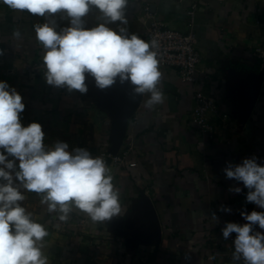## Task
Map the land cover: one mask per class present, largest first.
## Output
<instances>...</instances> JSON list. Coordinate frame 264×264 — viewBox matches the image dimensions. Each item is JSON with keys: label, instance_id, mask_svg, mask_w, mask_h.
I'll return each mask as SVG.
<instances>
[{"label": "crops", "instance_id": "1", "mask_svg": "<svg viewBox=\"0 0 264 264\" xmlns=\"http://www.w3.org/2000/svg\"><path fill=\"white\" fill-rule=\"evenodd\" d=\"M194 3L198 82L160 66L165 102L149 110L150 94L134 96V86L119 78L101 90L86 74L88 91L80 93L33 75L31 65L44 55L34 26L47 20L0 2V81L22 97V126L39 123L45 148L65 142L69 152L84 148L101 157L121 194L120 214L95 223L77 210L60 221L39 194L21 189V206L49 233L42 249L49 264H232L236 234L225 240L221 230L227 222L247 223L241 211L264 212L246 202L249 190L223 171L252 157L264 166V71L257 57L264 48V0H129L128 24L107 26L126 27L148 42L143 15L150 5L165 27L186 32ZM61 16L47 18L55 20L57 31L70 26ZM99 17L92 9L83 18L85 27L97 26ZM195 90L212 101L206 136L192 118ZM106 152L125 154L124 161L115 163ZM236 187L240 193L229 191ZM222 205L231 213L220 211ZM254 230L264 233L258 225Z\"/></svg>", "mask_w": 264, "mask_h": 264}, {"label": "clouds", "instance_id": "2", "mask_svg": "<svg viewBox=\"0 0 264 264\" xmlns=\"http://www.w3.org/2000/svg\"><path fill=\"white\" fill-rule=\"evenodd\" d=\"M12 10L27 11L45 17L47 22L34 26L36 38L44 48L45 79L49 85L87 93L86 74L96 87H112L119 78L133 85L134 96L150 94L145 107L151 110L165 102L159 87L162 72L158 41L146 42L126 27L112 29L108 24L127 25L125 10L129 0H0ZM92 9L100 13L97 26L85 27L84 17ZM69 18L70 26L57 31L55 14ZM20 32L13 33L15 38ZM2 54V50H0ZM25 109L22 97L6 82L0 81V264H49L42 251L46 228L32 218L21 202L26 199L21 189L41 196L40 203L49 213H58L67 221L74 210L86 214L95 223H103L121 212V194L101 157H93L84 148L69 152L68 144L56 142L45 148L42 127L32 122L22 126L20 113ZM5 152L7 155H5ZM12 157L13 159H9ZM18 161V164H17ZM226 178L242 182L249 191L246 202L264 209V166L255 157L223 169ZM229 191L240 193L241 188ZM220 211L231 213L221 206ZM247 223L227 222L221 230L228 240L232 233V264H264V212L241 211ZM213 220H218L215 213Z\"/></svg>", "mask_w": 264, "mask_h": 264}, {"label": "built area", "instance_id": "3", "mask_svg": "<svg viewBox=\"0 0 264 264\" xmlns=\"http://www.w3.org/2000/svg\"><path fill=\"white\" fill-rule=\"evenodd\" d=\"M198 4L194 3L188 10V31L182 32L165 27L157 19L156 11L150 6L144 7L143 21L148 22L147 40L155 39L159 47L155 49L158 53L160 66L175 68L180 78L189 83L198 82V66L201 55L197 48L196 33L194 32L195 16ZM257 57L264 71V48H259ZM30 72L36 76H45L46 68L43 60H36L30 67ZM195 106L192 113L193 122L200 135H209L211 126L208 121V111L212 107V101L207 98L201 90L194 91ZM104 155L113 159L115 163H122L124 155H115L106 152Z\"/></svg>", "mask_w": 264, "mask_h": 264}]
</instances>
